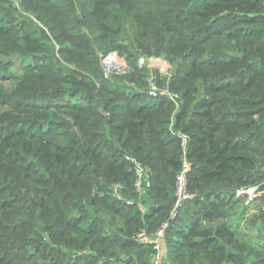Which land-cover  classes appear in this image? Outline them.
<instances>
[{"label":"trees","instance_id":"16d2710c","mask_svg":"<svg viewBox=\"0 0 264 264\" xmlns=\"http://www.w3.org/2000/svg\"><path fill=\"white\" fill-rule=\"evenodd\" d=\"M113 56L130 71L107 76ZM152 77L180 96L175 116ZM172 118L194 198L167 261L264 264L260 199L237 196L264 199V0H0V264H153L137 238L175 202ZM126 156L149 168L143 193Z\"/></svg>","mask_w":264,"mask_h":264},{"label":"built area","instance_id":"2783aa9c","mask_svg":"<svg viewBox=\"0 0 264 264\" xmlns=\"http://www.w3.org/2000/svg\"><path fill=\"white\" fill-rule=\"evenodd\" d=\"M115 57H113L114 59ZM112 59V60H113ZM155 61V59H152ZM158 61V60H157ZM142 63L145 61L144 59H141ZM152 63L151 61H149ZM105 67L107 63H104ZM106 71V70H105ZM107 72V71H106ZM148 95L152 98H162L165 97L168 100L172 102L174 105V116L176 112L180 109V96L178 94H175L170 91L169 88H162L158 82L156 77H152L149 80V88L147 91ZM174 124V118H172V124L170 127V131L173 135H175L181 145V153H182V164L181 169L178 172L176 176L175 181V202L172 208V211L170 213L169 219L167 222L164 223L162 228L158 230L157 233L154 235H149L145 232H142L139 234L137 241L140 244L143 245H151L154 248L155 255L153 258V264H170L167 260H164V254H166V248H165V233L167 228H169V225L172 221L176 220L179 216V212L187 203L188 201L192 200L194 196L190 193L189 190V177L192 172L193 166L189 159V153H190V137L189 135L183 133V132H175L173 128ZM126 161L131 163L136 171V182L135 187L138 193H143V190L145 188H149L151 186V174L149 172V168L144 166L140 161L137 159L126 156ZM124 191V186L122 184H116L112 189V194L118 201H125L126 204L132 205V201H126L123 198L122 192ZM251 192V193H250ZM242 195H248L251 199H259L262 195L258 192L257 187L253 188H242L237 192V196ZM141 211L144 210L143 206L140 207ZM264 210V205H263Z\"/></svg>","mask_w":264,"mask_h":264},{"label":"rangeland","instance_id":"374dc122","mask_svg":"<svg viewBox=\"0 0 264 264\" xmlns=\"http://www.w3.org/2000/svg\"><path fill=\"white\" fill-rule=\"evenodd\" d=\"M113 57H115L113 59ZM113 57H110L108 59H105L104 60V63H107L106 67H105V70L107 71L106 72V75L107 76H110L112 73H117V74H125L127 72L130 71V68H129V65H128V61H126L127 59L125 58H122V57H119V56H113ZM113 59V60H112ZM152 63L150 62H147V68L149 69H157L158 72L160 73V76L161 78H164L165 76H169L170 74V71H171V66L165 62H163L162 60H150ZM141 65H145V62L142 63L140 62ZM162 87V86H161ZM162 88H165V87H162ZM251 193V192H250ZM260 201L258 202V206L260 207L261 211H264L263 210V205H264V199L261 197H259ZM248 202V201H247ZM253 209H250L249 212L251 215L255 210V213L251 215L250 218H252L254 215L258 214V208L256 207V205L253 203Z\"/></svg>","mask_w":264,"mask_h":264},{"label":"crops","instance_id":"0c3cea01","mask_svg":"<svg viewBox=\"0 0 264 264\" xmlns=\"http://www.w3.org/2000/svg\"><path fill=\"white\" fill-rule=\"evenodd\" d=\"M248 201V202H247ZM252 202V200H250V199H247L246 200V203L247 204H250ZM250 205H252V204H250ZM165 246V245H164ZM165 248H166V246H165ZM164 260H167V248H166V254H164Z\"/></svg>","mask_w":264,"mask_h":264}]
</instances>
